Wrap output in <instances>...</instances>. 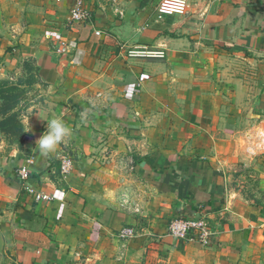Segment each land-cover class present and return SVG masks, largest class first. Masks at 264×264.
<instances>
[{"label":"crops","instance_id":"1","mask_svg":"<svg viewBox=\"0 0 264 264\" xmlns=\"http://www.w3.org/2000/svg\"><path fill=\"white\" fill-rule=\"evenodd\" d=\"M160 1L83 0L80 23L75 0H26L23 25L2 32L0 57L34 66L38 105L24 120L27 176L0 177V264H264V168L256 205L231 198L223 171L264 122V0H188L157 20ZM53 118L71 132L42 154ZM199 210L209 246L168 235ZM125 226L136 236L119 237Z\"/></svg>","mask_w":264,"mask_h":264},{"label":"rangeland","instance_id":"2","mask_svg":"<svg viewBox=\"0 0 264 264\" xmlns=\"http://www.w3.org/2000/svg\"><path fill=\"white\" fill-rule=\"evenodd\" d=\"M25 1L0 0V38L2 32L18 29L23 25L27 7ZM7 60L0 57V84L14 89L0 98V177L15 173L19 168L18 164L26 157L24 147L27 131L24 120L38 105L37 91L31 84L34 66L29 63L19 66ZM244 137L243 141L238 140V144L234 142V146L229 147L234 157L227 158L223 171L225 177H229L228 192L236 193L231 198H243L256 205L263 199L262 193L257 189V181L259 170L264 168V122ZM242 143L246 148L244 150Z\"/></svg>","mask_w":264,"mask_h":264},{"label":"built area","instance_id":"3","mask_svg":"<svg viewBox=\"0 0 264 264\" xmlns=\"http://www.w3.org/2000/svg\"><path fill=\"white\" fill-rule=\"evenodd\" d=\"M188 0H161L156 7V19L174 15L184 14L187 10ZM90 10L83 5V0H75L71 8L70 19L80 23L89 22L91 20ZM128 56H163V52H152L146 48H130L127 50ZM74 168V160L72 157L65 155L60 159L59 177L65 180ZM19 176L25 178L27 169L19 168ZM29 192L36 193L38 198L50 199L46 193L30 188ZM167 233L177 242H194L201 246H209L212 242L214 234L211 224V217L208 211L199 210L187 216L173 218L168 222ZM137 231L133 227L125 226L118 231V236L124 239L133 238Z\"/></svg>","mask_w":264,"mask_h":264},{"label":"clouds","instance_id":"4","mask_svg":"<svg viewBox=\"0 0 264 264\" xmlns=\"http://www.w3.org/2000/svg\"><path fill=\"white\" fill-rule=\"evenodd\" d=\"M29 117L27 130H30ZM71 130L65 126L62 119L53 118L47 121V131L44 132L37 140L39 151L42 154L53 152L56 146L63 141V139L70 135Z\"/></svg>","mask_w":264,"mask_h":264},{"label":"trees","instance_id":"5","mask_svg":"<svg viewBox=\"0 0 264 264\" xmlns=\"http://www.w3.org/2000/svg\"><path fill=\"white\" fill-rule=\"evenodd\" d=\"M33 81V78L31 79V83ZM14 87L6 85V84H0V98L4 95V93L12 92Z\"/></svg>","mask_w":264,"mask_h":264}]
</instances>
